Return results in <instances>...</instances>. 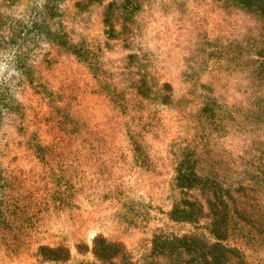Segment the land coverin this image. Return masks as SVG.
I'll use <instances>...</instances> for the list:
<instances>
[{
  "label": "trees",
  "instance_id": "trees-1",
  "mask_svg": "<svg viewBox=\"0 0 264 264\" xmlns=\"http://www.w3.org/2000/svg\"><path fill=\"white\" fill-rule=\"evenodd\" d=\"M72 1L0 0V264H27L25 252L50 264H264V190L250 202L253 191L229 190L264 184V0H155L171 26L190 27L174 93L152 90L145 77L113 83L101 60L112 40L134 35L138 0ZM249 25L256 36L243 33ZM148 51L141 56L155 60ZM62 59L83 72L59 85L45 72ZM85 90L117 103L114 145L89 132ZM171 110L186 112L193 134L185 143L176 136L171 192L155 207L131 179L155 174L150 115ZM107 202L118 208L109 224L139 231L137 242L97 231L76 245L84 246L76 263L68 248L43 243L46 220Z\"/></svg>",
  "mask_w": 264,
  "mask_h": 264
},
{
  "label": "rangeland",
  "instance_id": "rangeland-1",
  "mask_svg": "<svg viewBox=\"0 0 264 264\" xmlns=\"http://www.w3.org/2000/svg\"><path fill=\"white\" fill-rule=\"evenodd\" d=\"M154 2L155 0L137 1L136 5H138V8L134 17H138L136 22L139 26L133 33L134 35L132 38L125 37L116 41L112 40L104 51L101 60L105 63L108 72L111 73L113 83L125 87L132 80H140L145 77L147 82L151 84L152 90L153 88H159L161 85H168L173 89L171 93H174L183 87L181 72L184 69L186 53L182 48L185 45V40L190 35V27L187 26L183 29L175 25L171 26L159 14ZM72 3V0H68L70 8L72 7ZM156 4L159 5V2ZM96 9H99V7L97 6ZM240 16L242 15L235 16V19ZM249 26L250 29L243 31V33L256 36L258 30L254 26ZM93 27L90 30L93 31L97 26L94 25ZM91 35H102V38H104V34L101 31H94ZM245 43V47L252 52V48L249 47V41ZM149 48L156 50L155 60L150 56H141V51L147 52L151 50ZM130 54L134 55V57L127 59V56ZM157 58H159V61L156 60ZM79 70L83 72L75 64L68 63L62 59L57 63L56 68L46 71L45 75L51 82L55 81L59 85H64ZM59 72L63 73L62 76H60ZM82 77L85 78V75L82 74ZM99 93H92L90 90H85L83 93V113L86 115L84 119L87 122V128L90 133L94 132L96 133L95 135L101 138L105 137L108 139V142H112L111 145H114L120 137L119 108L117 103L112 101L113 98L108 100L103 93ZM239 96L240 94L235 92L234 97ZM185 113L181 110H171L150 115V118L154 117L158 120V123L153 125L157 132L152 127L145 140V144L149 146V154L153 159V162L150 164V171L155 174L148 181H144V178L139 177L138 174H135L131 180L136 187L142 189L140 193L146 201L150 200V197L155 199L152 201L155 207H159L162 203L166 204L167 200L165 199L171 192L169 184L174 173L175 155L173 143L177 139L176 136L179 135L181 143H185L187 140H190L189 135L193 134L192 123L185 118ZM161 125L162 129L159 133ZM114 136H118V138L112 140ZM115 171L119 177L126 175L124 167H120ZM129 180L125 177L119 181L127 184L130 182ZM145 183H149L148 194L143 189ZM246 183L252 187L247 186ZM246 183H244L246 185L243 188L234 185L229 190L234 195H238L239 193L249 194L250 191H253L254 196L251 193L249 199L246 198V201L248 200L249 202L254 197H261L264 184L253 186L251 182ZM117 210L118 208L112 202H107L106 204L95 203L93 207L86 204L82 209L67 213L60 219H56V221L48 219L46 220L48 222L40 228L43 243L60 244L68 248L70 251V261L76 263L84 258L80 254V251L84 250V246L80 244V247L77 249L76 245L78 243L90 245L95 235L94 233L97 231L103 235H107L111 239H122L127 244L137 242L142 237L139 231H125L121 226L109 224L113 221H110L108 217L116 213ZM105 217H107L104 221L105 223L96 228V219H104ZM25 254L27 264H50L44 262L42 259L38 260L34 257H28L29 253L27 252ZM23 258L20 259L24 260ZM3 264L25 263L21 260H8Z\"/></svg>",
  "mask_w": 264,
  "mask_h": 264
}]
</instances>
